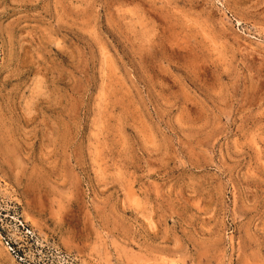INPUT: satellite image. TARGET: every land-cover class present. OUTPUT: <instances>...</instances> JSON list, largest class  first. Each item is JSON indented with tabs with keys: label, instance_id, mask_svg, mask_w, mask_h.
<instances>
[{
	"label": "rangeland",
	"instance_id": "1",
	"mask_svg": "<svg viewBox=\"0 0 264 264\" xmlns=\"http://www.w3.org/2000/svg\"><path fill=\"white\" fill-rule=\"evenodd\" d=\"M0 264H264V0H0Z\"/></svg>",
	"mask_w": 264,
	"mask_h": 264
},
{
	"label": "built area",
	"instance_id": "2",
	"mask_svg": "<svg viewBox=\"0 0 264 264\" xmlns=\"http://www.w3.org/2000/svg\"><path fill=\"white\" fill-rule=\"evenodd\" d=\"M11 248V247H10Z\"/></svg>",
	"mask_w": 264,
	"mask_h": 264
}]
</instances>
